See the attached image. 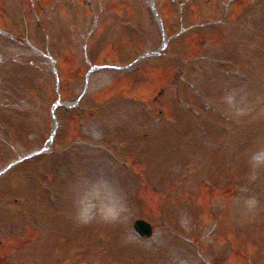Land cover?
Here are the masks:
<instances>
[{"label": "rangeland", "instance_id": "obj_1", "mask_svg": "<svg viewBox=\"0 0 264 264\" xmlns=\"http://www.w3.org/2000/svg\"><path fill=\"white\" fill-rule=\"evenodd\" d=\"M1 59L0 173L54 130L36 85L75 107L0 179V264H264V0H0Z\"/></svg>", "mask_w": 264, "mask_h": 264}, {"label": "clouds", "instance_id": "obj_2", "mask_svg": "<svg viewBox=\"0 0 264 264\" xmlns=\"http://www.w3.org/2000/svg\"><path fill=\"white\" fill-rule=\"evenodd\" d=\"M93 209L105 220L115 219L118 215V208L113 204H103L97 208L96 205L89 203L86 206V210L85 207L78 208V217L81 222L87 223L93 218Z\"/></svg>", "mask_w": 264, "mask_h": 264}]
</instances>
